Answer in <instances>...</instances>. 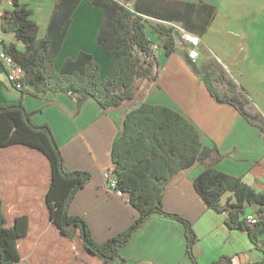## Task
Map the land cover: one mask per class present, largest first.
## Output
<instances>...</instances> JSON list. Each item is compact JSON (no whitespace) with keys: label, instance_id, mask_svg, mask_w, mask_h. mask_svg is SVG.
<instances>
[{"label":"crops","instance_id":"crops-1","mask_svg":"<svg viewBox=\"0 0 264 264\" xmlns=\"http://www.w3.org/2000/svg\"><path fill=\"white\" fill-rule=\"evenodd\" d=\"M71 15L65 38L54 59V71L60 70L65 60L74 59L79 52L90 54L100 67V79L108 72V58L97 46L96 38L102 21L100 8L88 0H78ZM135 4L136 0H130ZM161 5L156 10L171 16V8L186 4L192 11L182 22L152 20L155 24L172 28L174 51L168 57L161 49V40L151 36L159 63L156 80L137 83L139 86L132 102L116 110H101L95 101L77 105L64 94L25 95L23 105L33 113L36 125H48L59 146L66 172L88 173L90 179L73 196L69 214L81 218L96 244L104 243L130 227L135 211L123 197H115L106 187L103 173L110 171V151L123 129V119L139 104L158 105L173 109L186 118L198 132L205 146L214 147L223 157L215 170L240 179L256 193L264 194L263 135L239 115L230 104L216 102L205 88L199 75L210 74L212 84L221 96H236L245 103L244 110L264 119V0H144ZM30 10L37 28L36 40L46 37L56 0H20ZM12 10L11 0H0V25L3 12ZM190 33L199 41V58L187 59V50L180 33ZM1 47L14 45L19 52L24 47L4 34L0 26ZM220 67L230 73L233 93L216 82L215 70ZM221 86L222 90L217 87ZM18 93L9 86L7 71L0 63V103L13 104ZM203 167L195 165L174 175L166 183L162 209L192 225L197 242L192 254L197 264H211L222 257L231 258V264H264V251L253 248L245 233L228 230L224 216L208 210L192 188L195 177ZM29 174L19 196L13 199L15 215L27 214L37 223V241L31 242V252L48 231L46 207L47 174ZM14 184V182H13ZM234 202L226 193L219 201L224 206ZM257 209L244 206V217L256 218ZM257 220V218H256ZM184 228L168 217L151 216L132 234L130 241L119 251L122 261L111 264H192L186 255ZM264 242V232L259 236Z\"/></svg>","mask_w":264,"mask_h":264},{"label":"trees","instance_id":"trees-1","mask_svg":"<svg viewBox=\"0 0 264 264\" xmlns=\"http://www.w3.org/2000/svg\"><path fill=\"white\" fill-rule=\"evenodd\" d=\"M100 8L102 21L96 38L97 46L107 55L108 72L100 79V67L90 54L79 52L74 59L65 60L60 70L54 71V59L65 38L71 15L78 0H56L47 26L46 37L36 40L37 28L31 11L11 0L12 10L1 15V30L13 36L24 47L19 52L12 44L4 51L21 68L18 80L10 79L9 86L19 95L13 104L0 103V264H111L122 261L119 251L132 234L151 216L168 217L182 224L185 250L192 264H197L192 247L197 242L192 225L186 220L166 213L162 198L166 183L182 170L195 165L202 168L192 188L202 204L217 215L224 216L228 230L247 235L253 248L264 251L259 236L264 232V194L256 193L240 179L215 170L223 159L219 151L205 146L198 132L188 120L173 109L141 103L123 119L122 133L110 151L111 177L117 191L135 211L129 228L110 240L96 244L81 218L69 214L73 196L90 179L88 173L66 172L63 160L48 125H36L33 113L26 110L23 97L40 94H64L77 105L93 100L103 110H116L135 97L137 83L156 80L159 63L151 36L161 42L164 56L174 51L172 28L153 24L147 28L146 19L186 25V16L192 7L177 4L170 9L171 16L155 12L161 5L136 0L129 11L107 0H88ZM145 16V17H144ZM206 91L216 102L230 104L247 123L263 135L264 119L244 110L245 103L236 96H221L212 84L210 74L199 75ZM230 93L233 85L226 82ZM47 174L43 201L46 207L48 231L38 241L37 250L31 252L30 243L37 241L39 227L27 214L15 215L12 210L14 196H19L29 174ZM30 174V175H31ZM14 182V184H13ZM226 193L234 202L220 206ZM257 209V221L245 222L244 206ZM211 264H231V258L222 257Z\"/></svg>","mask_w":264,"mask_h":264},{"label":"built area","instance_id":"built-area-1","mask_svg":"<svg viewBox=\"0 0 264 264\" xmlns=\"http://www.w3.org/2000/svg\"><path fill=\"white\" fill-rule=\"evenodd\" d=\"M109 2L114 3L115 5L124 8L126 10H133V2L130 0H107ZM180 38L184 42L187 50V59L190 62L194 63L199 58L198 46L199 39L197 37L192 36L190 33H180ZM2 41L0 39V46ZM0 63L3 64L5 70L7 71V75L10 79L19 80L23 75L21 68L13 61V59L6 54L4 51V47L0 48ZM103 179L105 182L106 189L115 195V197H123L122 193L117 191L115 180L112 179L110 171H105L103 173ZM244 220L249 225H253L256 223V218L253 217H244Z\"/></svg>","mask_w":264,"mask_h":264},{"label":"rangeland","instance_id":"rangeland-1","mask_svg":"<svg viewBox=\"0 0 264 264\" xmlns=\"http://www.w3.org/2000/svg\"><path fill=\"white\" fill-rule=\"evenodd\" d=\"M156 22L152 21V20H147L146 21V27L149 28V26H152L153 24H155ZM264 33V31H263ZM37 36V34H36ZM231 74L230 73H224L222 71V69L220 67H218L216 70H215V77H216V82H219V84H221V86L225 87L226 90H229V86L226 84V82H230V76ZM218 85V84H217ZM220 85H218L217 87H219V89L222 90Z\"/></svg>","mask_w":264,"mask_h":264}]
</instances>
